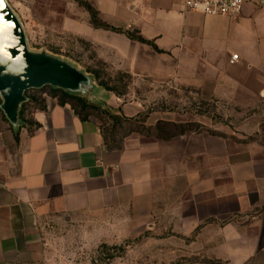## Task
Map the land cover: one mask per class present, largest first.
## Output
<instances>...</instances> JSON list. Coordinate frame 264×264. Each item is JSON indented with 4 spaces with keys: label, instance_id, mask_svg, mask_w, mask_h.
Wrapping results in <instances>:
<instances>
[{
    "label": "crops",
    "instance_id": "crops-1",
    "mask_svg": "<svg viewBox=\"0 0 264 264\" xmlns=\"http://www.w3.org/2000/svg\"><path fill=\"white\" fill-rule=\"evenodd\" d=\"M84 1L104 23L136 30L161 51L93 28L88 13L67 19L66 30L132 80L116 93L93 77L102 108L128 118L150 110L148 126L177 123L173 111L149 109L144 83L149 94L184 87L212 95L236 113L264 100V0H247L236 19L186 10L183 0ZM43 97L45 108L33 109L30 122L10 125L13 141H0V264H58L47 248V222L122 208L160 232L167 224L160 239L184 264H264V144L239 137L264 122L239 120L232 137L205 129L167 140L132 132L120 150H108L94 118L82 121L68 104Z\"/></svg>",
    "mask_w": 264,
    "mask_h": 264
},
{
    "label": "rangeland",
    "instance_id": "rangeland-1",
    "mask_svg": "<svg viewBox=\"0 0 264 264\" xmlns=\"http://www.w3.org/2000/svg\"><path fill=\"white\" fill-rule=\"evenodd\" d=\"M6 1L22 23L29 49L45 51L69 61L85 72H94L102 82L117 93L126 90L132 82L127 74L110 71L97 59L94 47L86 39L64 28L67 19L81 20L87 14L75 0ZM139 88L150 104L149 109L161 108L176 113L177 132L181 130L199 132L205 129L211 135L232 137V130L238 128L239 120L243 122L245 118L252 116L255 123L264 122V110H262L264 100L259 101L258 108L254 111L236 113L230 105L217 100L215 96H204L190 88H178L171 92L160 90V93L154 94H149L150 88L145 83L139 85ZM30 94L37 98L42 95V93ZM34 105L30 103L24 107L20 126L30 121V112ZM148 113L150 110L144 112L141 118L144 120V125L135 123L132 128L144 132L145 137H153L146 134ZM252 113L255 115L253 116ZM96 116L95 114L90 117L98 121L99 125H111V121L105 116H100L99 119ZM128 128L125 126L118 129L115 140L123 142L124 138L122 139L121 134ZM239 137L241 142L255 140L264 144V126L262 125L258 133H242ZM0 138V141L7 145L13 141L10 124L1 110ZM9 148H12L11 144ZM45 231L47 248L58 264L185 263L184 255L178 259L174 255H169L167 238L160 239V236L167 237L169 234L167 224L160 232L154 229L151 221L137 223L126 208L114 209L103 216L58 215L46 223ZM162 242H166L164 247Z\"/></svg>",
    "mask_w": 264,
    "mask_h": 264
},
{
    "label": "water",
    "instance_id": "water-1",
    "mask_svg": "<svg viewBox=\"0 0 264 264\" xmlns=\"http://www.w3.org/2000/svg\"><path fill=\"white\" fill-rule=\"evenodd\" d=\"M44 86L95 101L92 75L56 55L29 49L18 16L6 0H0V110L13 128L20 124L25 93Z\"/></svg>",
    "mask_w": 264,
    "mask_h": 264
},
{
    "label": "trees",
    "instance_id": "trees-1",
    "mask_svg": "<svg viewBox=\"0 0 264 264\" xmlns=\"http://www.w3.org/2000/svg\"><path fill=\"white\" fill-rule=\"evenodd\" d=\"M75 1L79 5H81L86 10V12L89 14V23L93 28L111 30L117 33H123L130 40H133V41H136L142 44L151 45L156 52H161L151 41L144 39L139 34L138 31L136 30H133V31L125 30L124 31L119 28H114L112 26H109L108 24L104 23L98 18V13L87 1H84V0H75ZM87 72L93 75L96 83L99 86L107 90L115 91L113 88L108 86L106 83L102 82L99 79V77L96 75V73L91 72V71H87ZM30 93H42V95L41 97L37 98L35 95H31ZM44 95L56 99L58 104L60 105L68 104L71 107V109L74 111V113L82 121L87 120L91 115H95V114L97 115L96 116L97 119H99L100 116H105L106 118H108L111 121V125L101 126L99 125L97 121L100 132L102 134L103 143L108 150H120L122 148V141L120 142L116 141L115 135L118 129H122L125 126L129 128L127 129V131L124 130L122 132L121 134L122 139L132 132L139 133V134L142 133V135H144V132H141L139 129L134 130L132 128V125L135 123H139V124L143 123L142 125H144V120L141 119L144 115L143 113L136 117L128 118L122 114L120 109L113 111L110 109L102 108L96 103L90 102L87 98L81 95L73 94V93L64 91L60 88H53L50 86H44L39 89L28 90L25 93L27 100L23 102L20 106L19 118L20 119L22 118L21 116H22L24 107L30 103L35 104L33 109H40V110L44 109L46 106L45 99L43 97ZM177 127L178 126L176 123L158 121L155 125L147 127L146 134H150L151 136L156 137L158 139L167 140V139H170L172 137H175L177 135L184 133L183 130L177 132L176 131Z\"/></svg>",
    "mask_w": 264,
    "mask_h": 264
},
{
    "label": "built area",
    "instance_id": "built-area-1",
    "mask_svg": "<svg viewBox=\"0 0 264 264\" xmlns=\"http://www.w3.org/2000/svg\"><path fill=\"white\" fill-rule=\"evenodd\" d=\"M247 0H183L184 8L189 11H200L209 16H223L236 19L242 11ZM238 59L237 54H232L230 62Z\"/></svg>",
    "mask_w": 264,
    "mask_h": 264
}]
</instances>
